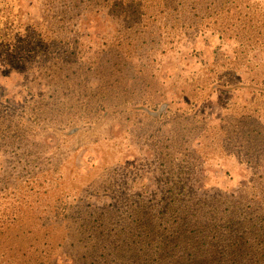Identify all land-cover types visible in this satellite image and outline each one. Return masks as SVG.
I'll return each instance as SVG.
<instances>
[{
    "label": "rangeland",
    "instance_id": "rangeland-1",
    "mask_svg": "<svg viewBox=\"0 0 264 264\" xmlns=\"http://www.w3.org/2000/svg\"><path fill=\"white\" fill-rule=\"evenodd\" d=\"M220 252L264 264V0H0V264Z\"/></svg>",
    "mask_w": 264,
    "mask_h": 264
},
{
    "label": "trees",
    "instance_id": "trees-1",
    "mask_svg": "<svg viewBox=\"0 0 264 264\" xmlns=\"http://www.w3.org/2000/svg\"><path fill=\"white\" fill-rule=\"evenodd\" d=\"M177 200V199H176ZM176 200L174 201V203H175V205H178V202H176ZM180 203V202H179ZM191 208H194V207H191ZM186 209H188V207L186 208ZM204 211H206V210H204ZM202 212L200 215H199V217H197V215H196V213L194 214V216L196 217L195 219H196V223L194 224H190V225H188V226H186L185 224L187 223V222H185V224H184V222L182 223V224H180L181 226H185V228H191L192 226H198V225H200L199 226V232L196 234V233H194V232H191L192 233V235H201V234H203V231H205V230H208L209 232H208V237H209V240H208V243H209V246H210V248H213V247H215L216 249H220V248H222V245H221V243H219L218 241H216V238L217 237H211V230L214 228V226L212 225V222L210 221V219H208L207 218V216H206V212ZM194 218V217H193ZM198 218V219H197ZM178 224V223H177ZM172 228L175 230L176 228H175V226H172ZM175 232V231H174ZM176 232H179L180 233V235H181V239H182V236L184 235L183 233H181L180 231H176ZM174 236V235H173ZM220 254V256H221V258H217L216 257V255H214V258L217 260V262H220V261H223V262H233L232 264H239L237 261H235V260H228L227 258H223L224 257V253L223 252H220L219 253ZM223 258V259H222ZM58 259H60V258H57V260H56V264H58ZM187 264H194V263H190L189 261H187Z\"/></svg>",
    "mask_w": 264,
    "mask_h": 264
}]
</instances>
